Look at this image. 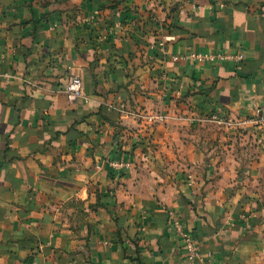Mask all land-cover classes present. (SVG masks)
Here are the masks:
<instances>
[{
    "label": "crops",
    "instance_id": "1",
    "mask_svg": "<svg viewBox=\"0 0 264 264\" xmlns=\"http://www.w3.org/2000/svg\"><path fill=\"white\" fill-rule=\"evenodd\" d=\"M263 108L264 0H0V264H264Z\"/></svg>",
    "mask_w": 264,
    "mask_h": 264
},
{
    "label": "built area",
    "instance_id": "2",
    "mask_svg": "<svg viewBox=\"0 0 264 264\" xmlns=\"http://www.w3.org/2000/svg\"><path fill=\"white\" fill-rule=\"evenodd\" d=\"M191 60H195L198 62H203V63H215V62H223L226 60H242V56H233V55H224V54H218V55H211V56H200V55H193L190 57ZM65 93L72 99H83L84 98V93H83V88H82V81L79 77H71L66 89ZM118 111L122 115H126L134 120H148L150 123L155 124L159 122H164L167 119H169V116L166 115H142L140 113H129L123 110V108L118 109ZM181 120H186L187 122H190L192 124L202 122V121H207L211 123H219V124H225L228 125L227 122L224 120L222 117H216L213 116L210 119L207 120H201L197 118H191L187 114H182L179 116ZM251 123L250 121H246L245 124ZM253 123L257 125H262L264 126V108L261 110H256V119L253 121ZM110 165L113 168H129V165H123V164H118L111 162ZM99 168V167H97ZM170 227L175 230L178 239H179V244H180V249L182 254L185 257V264H197L200 260V249H199V244L196 240V238L189 233L181 224L180 220L173 214L170 217Z\"/></svg>",
    "mask_w": 264,
    "mask_h": 264
},
{
    "label": "rangeland",
    "instance_id": "3",
    "mask_svg": "<svg viewBox=\"0 0 264 264\" xmlns=\"http://www.w3.org/2000/svg\"><path fill=\"white\" fill-rule=\"evenodd\" d=\"M238 141H239V140H238V138H237L235 142H236L237 144H240ZM225 142H226L227 144H229V143H230V144H234V143H235V142L232 140V138H227V140H226ZM217 144H218V145H221L218 141H217Z\"/></svg>",
    "mask_w": 264,
    "mask_h": 264
}]
</instances>
